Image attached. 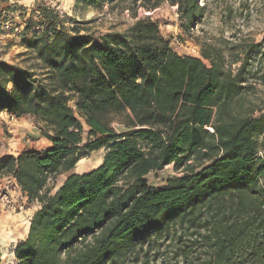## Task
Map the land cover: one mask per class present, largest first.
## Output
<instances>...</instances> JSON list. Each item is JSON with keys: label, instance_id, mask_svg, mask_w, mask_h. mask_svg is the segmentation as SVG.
<instances>
[{"label": "trees", "instance_id": "trees-1", "mask_svg": "<svg viewBox=\"0 0 264 264\" xmlns=\"http://www.w3.org/2000/svg\"><path fill=\"white\" fill-rule=\"evenodd\" d=\"M163 1L183 29L203 17L199 0L143 6ZM29 16L18 36L31 64L0 63V112L31 117L50 145L0 158V177L40 205L17 264H264V35L203 43L191 57L148 16L98 39L48 7ZM100 150L97 168L49 195ZM170 165L183 174L148 184Z\"/></svg>", "mask_w": 264, "mask_h": 264}, {"label": "rangeland", "instance_id": "rangeland-1", "mask_svg": "<svg viewBox=\"0 0 264 264\" xmlns=\"http://www.w3.org/2000/svg\"><path fill=\"white\" fill-rule=\"evenodd\" d=\"M131 1L123 0L113 6L103 5L94 8L77 3V0H39L38 7L56 10L63 19L64 27L71 29L75 25L84 30L82 33H89L95 39L109 31L124 32L136 19L148 16L158 24L161 37L168 40L172 50L180 56L199 57L200 45L203 43L220 45L221 40L232 41L233 36L248 37L259 43L264 35V0H199L200 6L205 7L203 17L190 29L181 28L177 7L168 1L148 9L143 5L151 7L158 0L149 2L140 0L136 4ZM12 10L14 9L6 15H4L5 10L0 12V22L7 17L14 25L23 29L26 20L30 19L31 12L14 15ZM147 13L150 14L146 15ZM35 20L33 18L31 21L37 23ZM31 57L30 52L21 46L18 34L2 31L0 28V63L24 68L31 64ZM259 89L264 97V88ZM69 105L74 108L72 102ZM112 128L116 133L126 131L125 126L119 121H114ZM40 129L41 126L28 116L19 119L0 117V158L16 157L24 151L19 150L20 147L44 151L47 140L42 136ZM84 131H87L86 127ZM103 154L104 151L100 150L79 160V162H90L87 168L77 170L78 162L72 172L57 176L55 181L48 185L49 195H54L71 174H83L97 168L102 162ZM93 164L96 165L92 166ZM182 174V170L174 171L170 165L164 167L162 171L148 174L146 180L152 187H163L168 180L180 177ZM39 207L37 202H29L22 196L13 179L0 177V213L9 221H13L14 233L17 232V226L21 227V231L17 233L18 238L8 243L5 253L0 249L1 264H17L14 257L15 247L25 240L29 230L24 234L26 223H30Z\"/></svg>", "mask_w": 264, "mask_h": 264}, {"label": "bare ground", "instance_id": "bare-ground-1", "mask_svg": "<svg viewBox=\"0 0 264 264\" xmlns=\"http://www.w3.org/2000/svg\"><path fill=\"white\" fill-rule=\"evenodd\" d=\"M89 163L90 162L80 161L77 164V170H79L81 168L82 169L87 168L88 166H90ZM95 165L96 164H93L92 166H95ZM70 172H72V171H70ZM25 227H26L25 228L26 231L24 232V234H26L27 230L29 229V222L26 223ZM14 231H15V227L13 225V221H9V219L4 214L0 213V247H1L0 249H2L4 253L7 249L8 243H11L12 241H14L18 238L17 233H19L21 231V227L17 226V229H16L17 232L14 233ZM21 236H22V234H21ZM21 236H19V237H21Z\"/></svg>", "mask_w": 264, "mask_h": 264}, {"label": "crops", "instance_id": "crops-1", "mask_svg": "<svg viewBox=\"0 0 264 264\" xmlns=\"http://www.w3.org/2000/svg\"><path fill=\"white\" fill-rule=\"evenodd\" d=\"M45 1V0H43ZM38 2L39 0H0V5L2 7L3 10H8L9 8H17L20 9V11H18L17 13H14V15H20V14H24L25 12H28L31 10H34L36 8V6L38 7ZM0 117L2 119H9V116L6 112H0ZM50 145V143L48 141H46V148H48V146ZM29 150L30 148H22L20 147L19 150ZM32 150H36V149H32ZM36 151H39L38 149Z\"/></svg>", "mask_w": 264, "mask_h": 264}, {"label": "built area", "instance_id": "built-area-1", "mask_svg": "<svg viewBox=\"0 0 264 264\" xmlns=\"http://www.w3.org/2000/svg\"><path fill=\"white\" fill-rule=\"evenodd\" d=\"M35 10V9H34ZM3 9L0 5V12H2ZM20 10H16L14 13H17ZM7 13L4 12V15H6ZM150 13H147L146 15H149ZM0 28L2 31H7V32H13L15 34H19L22 31V28L18 25H14L9 19H7V17L3 18V21L0 22ZM34 30H38V27H35ZM9 118L13 119L14 117L11 115H8ZM13 117V118H12Z\"/></svg>", "mask_w": 264, "mask_h": 264}, {"label": "water", "instance_id": "water-1", "mask_svg": "<svg viewBox=\"0 0 264 264\" xmlns=\"http://www.w3.org/2000/svg\"><path fill=\"white\" fill-rule=\"evenodd\" d=\"M72 175V174H71ZM29 225H30V223H29Z\"/></svg>", "mask_w": 264, "mask_h": 264}]
</instances>
